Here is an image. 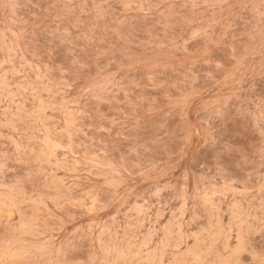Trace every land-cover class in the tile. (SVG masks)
Returning a JSON list of instances; mask_svg holds the SVG:
<instances>
[{"label": "rangeland", "instance_id": "374dc122", "mask_svg": "<svg viewBox=\"0 0 264 264\" xmlns=\"http://www.w3.org/2000/svg\"><path fill=\"white\" fill-rule=\"evenodd\" d=\"M0 264H264V0H0Z\"/></svg>", "mask_w": 264, "mask_h": 264}]
</instances>
